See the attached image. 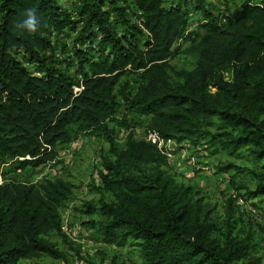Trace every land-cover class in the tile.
I'll return each mask as SVG.
<instances>
[{"label":"trees","instance_id":"16d2710c","mask_svg":"<svg viewBox=\"0 0 264 264\" xmlns=\"http://www.w3.org/2000/svg\"><path fill=\"white\" fill-rule=\"evenodd\" d=\"M210 6L209 0L186 7L77 0L68 8L57 0H0V162L35 169L84 133L106 140L97 191L111 199L85 204L88 213H99L86 225L105 244L129 241L141 264H264L250 256L252 233L232 234L236 198L227 200L219 225L193 186L165 169L168 156L136 139L127 121L134 113L164 140L198 145L207 139L212 153L232 156L246 148L264 159V0H242L223 16ZM29 8L40 21L35 34L15 27ZM190 8L206 19L196 37L185 33ZM61 34L72 36L71 48L59 43ZM182 39L188 42L182 53L194 59L190 69L171 63L173 45ZM116 127L129 128L122 144ZM231 169L238 167L218 168ZM261 169L255 189L245 188L248 199L264 200V164ZM74 188L61 177L3 180L0 264L65 259L49 238L59 234L66 241L61 208Z\"/></svg>","mask_w":264,"mask_h":264},{"label":"rangeland","instance_id":"374dc122","mask_svg":"<svg viewBox=\"0 0 264 264\" xmlns=\"http://www.w3.org/2000/svg\"><path fill=\"white\" fill-rule=\"evenodd\" d=\"M191 0H164L165 5L181 4L183 7ZM242 0H209L211 9L217 16L229 14L240 4ZM260 2L261 0H254ZM62 7H72L77 0H57ZM229 8V10L226 9ZM193 8L188 11V24H195L189 31L192 37L203 33L200 24L203 22L200 14ZM202 16V14H201ZM186 32V34H187ZM59 43H66L71 48L72 36L61 34ZM188 45L183 39L178 40L173 48L171 63L176 68L190 69L193 66V58L182 53ZM70 55V49L67 52ZM62 56V54H61ZM60 56V57H61ZM28 66V64H26ZM73 65V64H72ZM70 72L75 71V65L71 66ZM130 78L122 79L132 81ZM146 117L138 118L134 113L127 114V121L131 122V130L136 139H144ZM141 121V123H137ZM115 123H110L113 126ZM116 142L123 143L124 136L129 128L122 130L116 127ZM72 147L73 153L67 151ZM168 152V166L165 169L174 176L175 180L185 185L193 186L197 191L196 197H200L211 216L219 225L227 215V200L235 197L233 203L232 222L234 225L232 234L242 238L246 233L253 234L254 247L251 257H259L264 262V200L263 196L248 199L245 188L255 189L258 179L257 174L263 172L261 169L264 159H255L246 148H241L236 155H227L222 152L212 153L213 148L208 146L207 139L198 145L189 141L176 143L170 140L166 144ZM108 143L104 139L84 133L67 146L58 149V157L42 167L35 169L15 168L12 161L0 162V177L2 180L31 181L36 182L43 178L61 177L71 181L75 188L72 197L67 200L61 208L62 231L65 233L66 241L59 235L53 234L50 240L62 251L65 259H52L47 256L26 259L28 264H141L139 253L129 241L123 246L105 244L91 235L89 231V220L99 218L98 211L88 213L85 204L95 203L103 197L109 201L110 195L97 191L101 185L97 168L100 167V158L108 154ZM231 163L238 169L221 172L218 168L222 164ZM244 186V187H239Z\"/></svg>","mask_w":264,"mask_h":264},{"label":"clouds","instance_id":"9594fccd","mask_svg":"<svg viewBox=\"0 0 264 264\" xmlns=\"http://www.w3.org/2000/svg\"><path fill=\"white\" fill-rule=\"evenodd\" d=\"M214 13V12H213ZM24 15L26 16L25 19H23L22 21H18L16 24H15V27L18 29V30H23V31H27L28 33L30 34H35L39 28H40V21L38 20L37 18V14H36V9L34 8H29V9H26L25 12H24ZM186 33V32H185ZM82 86V84L80 83L79 85H74V86ZM82 89V88H81ZM81 91V90H80ZM79 91V92H80ZM143 116H140L139 118H142ZM148 130H146L145 128V132L146 133ZM149 131H152V130H149ZM144 140H146L144 138ZM167 140H173V139H167ZM165 140V141H167ZM148 141V140H147ZM174 141V140H173ZM151 142V141H150ZM157 146V144H156ZM158 147V146H157ZM159 149V148H158ZM166 154V153H165ZM167 155V154H166ZM58 156V154H57ZM168 156V155H167ZM56 160V158H55ZM54 160V161H55ZM3 182V180H2ZM1 182V183H2ZM0 183V184H1ZM63 227V226H62Z\"/></svg>","mask_w":264,"mask_h":264},{"label":"built area","instance_id":"2783aa9c","mask_svg":"<svg viewBox=\"0 0 264 264\" xmlns=\"http://www.w3.org/2000/svg\"><path fill=\"white\" fill-rule=\"evenodd\" d=\"M138 13L140 14V11H138ZM196 13H199L200 14V12H195V14ZM200 18L202 19V21L204 22V21H206V19L204 18V17H202L201 16V14H200ZM193 26H195V24H187V27H186V31L185 32H187V31H189ZM81 88H82V86L80 85V86H73V90H74V92L75 93H79V91L81 90ZM120 130H122V132L124 131V128H122V129H120ZM126 135V134H125ZM144 138L146 139V140H148V141H151L152 143H155V144H157V146H158V148H159V150L160 151H162V152H164V153H166L167 155H169L168 154V150H167V148H166V144L170 141V140H167V141H165L162 137H160L159 135H158V133L157 132H155V131H147L146 133H145V136H144ZM72 150V147H69L68 149H67V151L68 152H70V153H73V151H71ZM58 157V156H57ZM56 157V158H57ZM19 159H23L22 157H20ZM53 162V161H52ZM1 176V175H0ZM101 182V181H100ZM0 183H1V177H0ZM63 228V227H62Z\"/></svg>","mask_w":264,"mask_h":264}]
</instances>
